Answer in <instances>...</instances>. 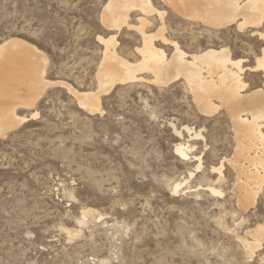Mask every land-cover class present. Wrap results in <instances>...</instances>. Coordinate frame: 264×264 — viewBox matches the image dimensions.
<instances>
[{
  "label": "rangeland",
  "instance_id": "obj_1",
  "mask_svg": "<svg viewBox=\"0 0 264 264\" xmlns=\"http://www.w3.org/2000/svg\"><path fill=\"white\" fill-rule=\"evenodd\" d=\"M106 2L0 0V42L20 38L42 51L46 80L94 90L98 37L115 35L117 52L130 62L141 46L136 12L118 33L102 26ZM151 3L165 12V36L183 52L225 48L243 62L246 92L263 86L264 74L247 68L262 56L264 23L210 28L182 20L161 0ZM151 20L147 33L159 28L158 15ZM141 77L102 96V114L88 115L57 86L32 110L17 111L37 117L0 136V264H264L263 239L251 253L243 244L254 242L247 231L264 224V186L246 210L237 206L225 108L215 100L216 111L203 116L183 80L158 88ZM179 144L193 148L189 159L175 152ZM220 164L217 183L211 168ZM86 209L93 216L80 222Z\"/></svg>",
  "mask_w": 264,
  "mask_h": 264
},
{
  "label": "bare ground",
  "instance_id": "obj_2",
  "mask_svg": "<svg viewBox=\"0 0 264 264\" xmlns=\"http://www.w3.org/2000/svg\"><path fill=\"white\" fill-rule=\"evenodd\" d=\"M161 2L182 20L198 22L210 28L228 27L236 23L240 30L256 28L264 23V0ZM152 4L151 0H107L103 5L100 22L104 28L115 30V33L130 27L128 19L131 13L138 14V24L134 29L140 37L141 46L134 51L138 60L130 62L117 52L115 35L108 39L98 37L97 42L103 48L95 73L94 90L78 91L63 81L46 80L45 68L48 59L42 51L20 38H9L0 42V136L4 137L29 120H34L37 113L18 116L17 111L32 110L48 88L57 86L65 89L74 98L79 109L88 115H97L103 113L102 96L108 95L116 86L145 79L141 75L150 76L147 82L158 88L183 80L203 116L208 117L216 111L215 100L228 114L235 138L234 155L229 161L236 175V193H233L237 195V206L246 210L255 202L258 190L264 186V84L261 88L246 92L247 85L241 78L243 62L232 60L225 48H209L190 55L183 52L176 42L165 36V12L157 10ZM155 15L160 20L159 28L155 33H147L146 29L152 25L151 17ZM261 36L264 37L263 34ZM156 43L170 50L167 52L166 48H160ZM247 70L261 71L264 74V50L257 65ZM184 129L189 136L193 134L194 139L202 138L200 132H194L187 127ZM192 149L187 144H179L175 152L187 158ZM197 161L199 164L195 170L199 172L201 158L197 157ZM222 167L220 164L219 167L211 168L212 172L219 175L217 183L222 180ZM192 176L193 173H190L189 177ZM186 185L187 181L174 183L172 190L178 193ZM207 187L212 195L222 194L214 187ZM89 215H92V211L84 210L80 222ZM247 234L253 237L254 242L243 240V244L251 253L255 246H259L260 239L264 240V224H257Z\"/></svg>",
  "mask_w": 264,
  "mask_h": 264
}]
</instances>
